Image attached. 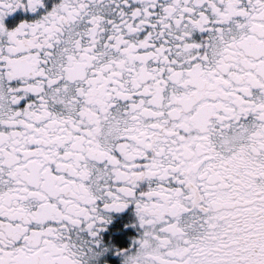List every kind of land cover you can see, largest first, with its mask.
Segmentation results:
<instances>
[{
    "label": "snow or ice",
    "instance_id": "6c2138e0",
    "mask_svg": "<svg viewBox=\"0 0 264 264\" xmlns=\"http://www.w3.org/2000/svg\"><path fill=\"white\" fill-rule=\"evenodd\" d=\"M0 264H264V0H0Z\"/></svg>",
    "mask_w": 264,
    "mask_h": 264
}]
</instances>
